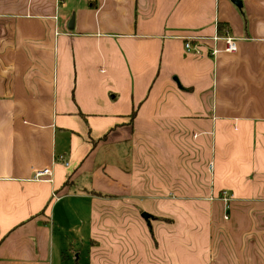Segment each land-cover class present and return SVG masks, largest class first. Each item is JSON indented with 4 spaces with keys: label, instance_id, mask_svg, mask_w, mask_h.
<instances>
[{
    "label": "crops",
    "instance_id": "obj_1",
    "mask_svg": "<svg viewBox=\"0 0 264 264\" xmlns=\"http://www.w3.org/2000/svg\"><path fill=\"white\" fill-rule=\"evenodd\" d=\"M240 1L0 0V264H68L61 231L109 207L120 219L152 209L165 256L146 264H264V0ZM191 131L213 140L205 183ZM122 234H81L73 264H123Z\"/></svg>",
    "mask_w": 264,
    "mask_h": 264
},
{
    "label": "rangeland",
    "instance_id": "obj_2",
    "mask_svg": "<svg viewBox=\"0 0 264 264\" xmlns=\"http://www.w3.org/2000/svg\"><path fill=\"white\" fill-rule=\"evenodd\" d=\"M204 116H208V118L212 117L211 113L208 112L207 110H205V112L199 113V118L202 119V118H204ZM198 130H201V129H198ZM194 135H195V133L193 131H191V133H189V135H187V137H189V140L187 141V146H188L190 152L193 153L192 161L190 162L191 163V169L190 170H191V172L194 170V168H192V165L194 163L199 164L200 169L198 170V172L197 171L194 172L195 170L193 171V173H195V176L197 178L196 183H205L206 174L211 175L213 173V170L211 168L213 166V140L211 143L209 136L205 135L204 136V143L202 145H198V143L195 140ZM212 139H213V137H212ZM129 149L130 148L128 145H124L119 150L122 167L129 164L128 163V156H129L128 152H130ZM119 153L117 154L118 158H119ZM117 155H110L108 153L107 161H108L110 167H112V166L117 167L118 166L119 159L117 157H115ZM121 158H124L126 163L123 162V160ZM185 164H186V162H185ZM111 170H112V168H111ZM163 174H166V173L161 172L159 174V178H160V180L163 181L164 184H166L168 177L163 175ZM202 175H203V180H202ZM145 176H148V175H145ZM116 181H117L116 176H112L110 178V184L111 185L115 184ZM183 181H185V180H183ZM104 195H106V197L112 199L111 197L116 196L117 194L113 193V192H111V193L104 192ZM144 212H148V213L151 212L153 214L152 209L150 212L149 211H144ZM139 215H140V212H139ZM155 218H157V217H155ZM123 220H125V221H123ZM153 222H154V220H153ZM148 223H149V221H147L145 218H143V219H137V218L136 219H129L128 217H124V218L120 219L118 217V210L116 207L115 208L109 207V209L105 212L103 219H101L100 216L99 217L95 216V219L93 220L92 224L91 223L80 224V223L72 222V223L68 224V228H70L71 231H66L64 229L61 231V233L63 235L67 236V241L69 244L68 245L69 247L66 251L67 256H68V261H66V263L73 264L72 260L74 259V252L71 249L72 246L76 247L78 256H79V252H80L79 250L82 249V246H80V241L77 239V237L78 236L81 237V234H85V236H88V233L94 229V232L97 234L104 233V234H106L105 236H107V238L110 236L111 241L114 243H115V241H119L117 238H118L119 234H122V232H125V234H122V237L124 235L131 234L132 241L131 240H129L127 242L125 241L127 249L125 251V255H124L125 258H124L123 264H146L148 262V258L153 259L152 257H154V255L157 256V252H158V250L155 248L156 245L153 243L154 239L152 237V232H154V231L148 225ZM152 226L156 227L155 232H156V229H157V231H162V232L165 231V229H166L165 219L158 221L157 225L152 224ZM174 227L175 228L180 227V224L175 223ZM170 230H176V229L171 228ZM139 238H141V241H140L141 247H139V245L135 246V244L133 242L134 240L138 241ZM111 241H109V242L111 243ZM100 243H101L100 240L93 241L94 247ZM85 244L90 245V241H88L86 239ZM145 244H147V246ZM128 249H129V251H128ZM121 252H124V251H121ZM158 254H159L158 257L165 256V251L160 249ZM162 259H164V258H162ZM162 259L157 258L152 263L153 264H161Z\"/></svg>",
    "mask_w": 264,
    "mask_h": 264
},
{
    "label": "built area",
    "instance_id": "obj_3",
    "mask_svg": "<svg viewBox=\"0 0 264 264\" xmlns=\"http://www.w3.org/2000/svg\"><path fill=\"white\" fill-rule=\"evenodd\" d=\"M219 39H221V38L218 36L215 37V40L218 41ZM223 39L225 42V48H224L225 51L230 52V53L237 51L238 43H237L236 38H234L231 35H226ZM199 48L200 47L194 45L190 39H188L185 43V49L189 52H193L194 54H201V50ZM218 52H219V49L217 47H214L212 50V53L215 55ZM60 159L62 160L63 156H60ZM65 163L68 164V162H65ZM49 174H50L49 168L36 169L34 172V178L36 180H38V179H41L42 177L49 175ZM221 197L225 200L227 207L229 208L232 195L227 190H223L221 193ZM225 218H228V215H226Z\"/></svg>",
    "mask_w": 264,
    "mask_h": 264
},
{
    "label": "water",
    "instance_id": "obj_4",
    "mask_svg": "<svg viewBox=\"0 0 264 264\" xmlns=\"http://www.w3.org/2000/svg\"><path fill=\"white\" fill-rule=\"evenodd\" d=\"M234 3L237 4L239 7H241V4H242V3H241L240 0H234ZM71 22H73V17H72V19H71ZM70 28L72 29L73 26H70ZM142 216H143L147 221H149L152 215H151L150 213H148V212H144V213H142Z\"/></svg>",
    "mask_w": 264,
    "mask_h": 264
},
{
    "label": "trees",
    "instance_id": "obj_5",
    "mask_svg": "<svg viewBox=\"0 0 264 264\" xmlns=\"http://www.w3.org/2000/svg\"><path fill=\"white\" fill-rule=\"evenodd\" d=\"M229 25L227 24V23H225V22H219L218 23V31H219V33H224V32H227V31H229Z\"/></svg>",
    "mask_w": 264,
    "mask_h": 264
}]
</instances>
